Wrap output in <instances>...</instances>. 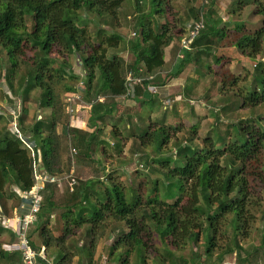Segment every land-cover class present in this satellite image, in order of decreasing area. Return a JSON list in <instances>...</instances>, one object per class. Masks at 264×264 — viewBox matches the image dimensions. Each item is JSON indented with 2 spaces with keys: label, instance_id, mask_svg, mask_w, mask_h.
<instances>
[{
  "label": "trees",
  "instance_id": "trees-1",
  "mask_svg": "<svg viewBox=\"0 0 264 264\" xmlns=\"http://www.w3.org/2000/svg\"><path fill=\"white\" fill-rule=\"evenodd\" d=\"M172 1L134 2L137 38L127 47L133 59L124 64L119 55L123 35L116 27L119 14L127 10L125 2L128 4L130 0H0V50L8 63L7 73L5 70L0 74V91L11 99L12 106L16 103L19 106L14 114L5 116L0 112V215L11 216L15 206L8 207L7 211V201L16 198L20 202L19 193L33 186L35 163L37 170L57 177L59 181L44 184L35 225L46 251L56 252L52 264H73L75 256L78 257L75 264H93L106 219L123 223L126 230L107 246L105 262L132 264L130 258L135 254L136 264H223L225 257L235 255L236 264H264V234L260 244L252 245L249 252L242 246L256 219L251 211L256 206L253 184H264L263 170L255 168L260 167L255 164L260 165V157H264V116L232 124L234 139L229 142L227 137L231 133L219 134L213 124L200 144L199 123L190 127L181 124H190L192 118L198 121L200 115L194 107L210 108L216 99L223 101L218 111L215 106L212 109L216 118L223 117L224 110L229 111L233 98L242 108L264 105V2L232 0L227 11L231 17L252 6L254 13L262 17L260 27L252 33L245 32L242 24L235 27L239 33L233 43L235 62L240 65L244 58L257 60L253 69L243 74L244 66L234 72L239 65H234L233 58L222 52L218 54L220 48L224 50L227 46L222 42L228 35L218 0H201L199 4L198 0H182L185 7L180 13ZM146 5L149 13L139 18ZM80 10L89 15L86 20H91L90 14L94 15L93 32L85 24L77 26V21H83L75 14ZM27 19L32 22L30 31ZM194 22H202L203 28L187 51L181 48L180 41ZM173 43L179 44L184 58L171 76L177 75L184 64L194 62L196 70L203 76L206 73L204 77L208 76L209 80L202 88L199 80H190L183 96H174L169 99L172 104L166 105L151 90L155 81L150 76L164 65V49ZM73 55L80 62L83 78L72 71L70 56ZM224 63L227 71L219 75L218 68ZM22 66L27 72L15 80ZM78 82L84 84L80 90ZM56 87L60 94L56 93ZM34 91L39 95L29 122L30 97ZM77 93V103L68 101V95L73 98ZM231 94L233 98L228 101ZM122 96L128 100L140 96L142 100H135L136 103L147 105L150 111L156 105L162 114L152 120L135 112L137 119L133 124L132 109L133 112L128 108L121 114L116 109L114 100ZM100 98L104 99L101 103ZM174 98L180 99L182 110L187 109L180 119ZM110 100L113 101L110 103ZM185 102H192L190 108ZM73 104L75 109L69 113L68 107ZM13 116L17 127L13 125ZM171 117L174 122L168 123ZM110 123L107 134L114 139L115 150L121 151L122 145L131 141L138 160L153 155L149 174L163 177L158 180L145 175L146 165H142L146 166L143 170L135 168L131 177L144 176L147 180L144 183L138 180L132 203L126 199L124 185L114 181L100 159L92 156L98 150L103 151L100 145L109 146L104 130ZM59 124L60 133L57 132ZM182 128L187 129L188 141L178 138L173 141L172 136L176 137ZM66 140L74 145L70 149L71 158L66 157L62 147ZM72 149L76 154H72ZM74 157L77 161L88 160L93 166L91 177L83 182L70 172L76 164ZM65 159H70L71 168ZM72 179L76 184L59 193L58 185ZM148 182L152 185L147 188L146 208L142 209L141 195ZM159 185L164 190V198ZM56 210L63 220L60 235L49 225L50 216ZM100 227L101 233L96 235L95 230ZM83 228L88 238L86 243L84 238L80 242L81 238L77 237ZM149 231L160 238L163 249V253H155L151 259H147ZM4 232L0 225V236ZM8 233L14 242V233ZM30 235L29 231V238ZM188 243L194 246V261L193 257L189 260L176 257ZM200 245L203 248L197 251L195 246ZM117 254L120 256L116 258ZM0 262L22 264L21 253L18 250L10 253L0 243Z\"/></svg>",
  "mask_w": 264,
  "mask_h": 264
},
{
  "label": "rangeland",
  "instance_id": "rangeland-1",
  "mask_svg": "<svg viewBox=\"0 0 264 264\" xmlns=\"http://www.w3.org/2000/svg\"><path fill=\"white\" fill-rule=\"evenodd\" d=\"M130 1L131 2L128 4H126L127 2H125L126 6L123 4L125 6V9H127V10H125L124 12H121L119 14L118 27H116V30L123 35V42L121 43V47H120L121 50L119 52V55L123 59L124 64L125 63L127 64V62H129L130 60L133 59L132 54L127 51V47H128L129 42H131L135 38H137V34H136L137 30L134 27V22H135V19L137 17L135 16L136 14L133 11L135 8V6L133 7V5H134V2H136V0H130ZM200 2H201V0H198L197 4H199ZM231 2H232V0H218V4H217V1H216V4L219 8V12L226 19V21H224V23L226 24V28H227L226 32H228V35L225 37V39L222 42L224 45L227 44V46L226 47L224 46L225 48H223L224 49L223 54H226V55L230 56L231 58H233L234 65L238 66L239 64L236 63L234 60V58L237 59V56L235 54L236 52L234 51L233 43L236 41V39L239 36V33L236 31L235 27H236V25L242 24V25H244V31L245 32L252 33L254 30H256L260 27L262 17L260 15H256L254 13L255 8L252 6L246 7L239 15H234V16L228 17L227 11L229 9V6L231 5ZM263 2H264V0H263ZM172 5L175 8V10H178L179 13L184 12L185 6H184V3L182 0H173ZM147 13H149V8L146 5L143 8L142 13L139 14V18L141 16H146ZM75 14H76V16L83 19L82 22L81 21L76 22L77 26H83L85 24L88 26L90 32H93L95 30V27H94V18L95 17H94V15L90 14L91 20H89V19L86 20L85 18H87V16L89 17V15L84 10H80V11L76 12ZM227 17H228V19H227ZM71 20L74 21V19L72 17H71ZM26 23H27V29H28V31H30V29L32 28L31 20L27 19ZM134 32H135V35L133 36L132 34ZM228 53H230V54H228ZM28 56H30V54H28ZM239 63H241V64L237 67L236 71H234V72L241 70L240 66L242 65L245 67L244 70H241V72L244 74L245 72L248 73L253 69L254 64L257 63V60H253L250 58H244ZM7 64L8 63H7L5 54L0 50V74L2 72H5V70L7 73V66H8ZM70 64H71V68H72V71L74 72V74L83 78L82 70L80 67V62L77 61L76 56H74V55L70 56ZM249 69H251V70H249ZM214 70H215V66H214ZM233 70H235V68H233ZM226 71H227V63H224L223 65H221V68H218V72H219L218 74L219 75L225 74ZM26 72L27 71H26L25 66H22L21 68H19L18 71L16 72L15 80H19V77L21 75L23 76ZM198 74H202V73H200L198 71ZM70 84L75 85L74 82H71ZM77 87L80 90V87H84V84L79 83V84H77ZM55 91L57 94H60L58 87H56ZM79 94L81 96L80 92H79ZM38 95H39V92L34 91V93L30 97L31 102L29 105H30L31 110L29 111L28 116H27V121H29V122L31 121L30 118H32V116L35 112L34 111L36 109L35 103H36V100L38 98ZM77 95H78V93H77ZM82 95H83V92H82ZM4 96L7 97V95H4ZM4 96H3V93L0 91V112L5 113L6 112L5 107H4L5 103L10 104L9 102H11V99H9V97H7L8 98L7 101L5 100L6 102H4L3 101V98H5ZM174 96L175 95H170L168 98H166V100H164V104H166V105H168V103L172 104V102L169 99H172ZM68 97L71 99L72 95H68ZM227 98H228V101H230V98H233V95L231 94ZM216 100H214L215 102L211 104L210 108H208V107L201 108L198 106L194 107L195 112L200 115L198 121L196 118H192L190 124L186 125L185 122H181L182 127H185V126L190 127L192 125H196L197 123H199L198 124L199 137H197V138H198V142L200 144L202 143V139L206 136V134L208 132L207 131L208 128L210 126H212L213 124H214V127L217 128L215 130V132H218L219 134H223V135H225L226 132H227V134H229V132L231 133V137L230 138L227 137V142H229V141L234 139V133L231 129L232 124H237L238 122L245 120L247 118L248 119H250V118L257 119L259 117L264 116V105H259L255 108H251V109L242 108V107H240L239 101L235 100L233 98L231 105H229L228 108L226 107L227 109H229V111L224 110L223 117L216 118V117H214L215 115H214V112L212 109L215 106L214 107V108H216L215 110L218 111V109L220 108V105L223 102L222 100H218V101H216ZM180 102L181 101L179 98L173 99V103L175 106H180ZM184 104L186 105L187 108H190V106L192 105V102H187V103L185 102ZM183 113H184V111H183ZM178 114H179V119L182 118L180 113H178ZM173 120H174V118H172V117L169 118L168 123L172 122ZM13 122L14 123L16 122L14 116H13ZM116 123H118V122L116 121ZM0 125H1V123H0ZM60 125L61 124H59V126ZM118 125H119V123H118ZM111 126H112V124L110 123L107 126V128H105L104 131L106 134L109 133ZM15 127H17V126L15 125ZM185 129L186 128H182L181 132L176 137L172 136V140L175 141L176 140L175 138H178V140H181V141H188L187 129L186 130ZM105 136L110 143L109 146L102 147V145H100V148H102L103 151L100 152L98 150L97 152L92 154V156L95 159L96 158L100 159L102 165H104V168L106 169L108 174H110L111 178L114 181L124 185V190L126 192V199L128 200L129 203H132L134 200L133 197L135 196V193H137V191H138L137 190L138 180L141 181L142 183H144L147 180L146 178H144V176L131 177V174H132L131 172L135 168H137L139 170H143V168H146V166H147V168L144 169L145 175H150L152 178H157L158 180L163 179V177L161 175H158V174H149L148 169H149V166L151 164L150 163L151 160H153L152 159L153 155H150L149 157H147V159L142 158V159L138 160L136 157V152L132 150L133 146H132L131 141L129 142L130 144L124 143L122 145V147H123L122 150L117 152L115 150L114 146L112 145L114 143V139L109 134H107ZM212 136L214 137L215 134H212ZM73 146H74L73 143L68 141V140H66V142H64L62 147L65 151L66 157L70 155V151H71L70 149L73 148ZM155 146H156V142L154 144V147ZM172 146H173V144H172ZM167 147H168V145L165 146L164 149H166ZM146 150H148V152H151L150 148H146ZM75 157H74V161H73V162H76L74 168H71V166L69 164L70 159L69 160L65 159L64 162L65 161L67 162V165L69 166V168H71L73 175L76 178L81 179L83 182L84 181L83 179H85L88 175L92 174L91 170H92L93 166L88 160H83V161L78 160L77 161V159ZM69 158H71V157L69 156ZM154 159L157 160V158H154ZM142 165H146V166L142 167ZM255 165L260 166V167H255L256 169H258V170L262 169L264 172V157H260V165H257V164H255ZM255 168L252 169V172H254V170H256ZM71 170H70V172H71ZM258 173H259V171H258ZM63 185H64L65 189H69V186L66 185V183ZM151 185L148 182L145 186H143V194L141 196H142V203H144V204H141L142 209L146 208L145 200L148 196V194L146 195V192L148 190L147 189L148 186L151 187ZM253 189L255 191L254 192V198L256 199V201L253 200V202L256 206H252L251 211L255 214L256 219H255L254 225L252 226L249 238L242 242V246H243L244 250L248 251V252L250 251L252 245L258 246L260 244V239L262 237V234H264V215H262L264 213V184H263V182L253 184ZM159 192H161V194L164 198V196H165L164 190L160 187V185H159ZM59 193H60V191H59ZM17 204H19V202L16 198L9 200L6 203L5 209L8 211V207L13 206V205H17ZM62 223H63V220L61 217V213L58 212L56 214V216L54 217V222L52 224V228L54 230H60V233H61ZM105 223H106V225L104 227V230L102 231V237H104L103 241L105 243L99 244V246L97 248V250H98L97 255H100V256H99L98 260L94 261L93 264H102V263H104V264H117L114 260H111V262L107 260V262H105L104 261L105 259L103 260L102 257H103V255H105V258H107V256H106L107 255L106 254L107 253L106 248H108L107 245L112 244L113 241L116 239V237L119 236L120 234H122L123 232H125L126 229H125V226L122 225L123 223L118 224L116 222H113L111 219H106ZM35 225L37 226V222L33 224V226H35ZM32 229L33 228L31 226V229L29 230L30 234L32 232ZM101 230H102L101 227L97 228V230H95V231H97V235L101 233ZM151 230H152V228H151ZM36 232L38 233L37 228H36ZM79 232L80 233L77 235V237L84 238L85 243H86L88 238L84 234V228L82 229V231H79ZM149 233H150L151 238H150V240H146L149 244V248L147 250V256H148L147 259H151V257H153V254L161 253L163 250L161 248V245L159 244L160 238L157 237L156 235L152 234L150 231H149ZM109 234L114 235L113 239L111 238L112 241H108V239H107V236ZM3 237H5V236H3ZM38 237H39V234H37V239H34L32 234L30 235V239L31 238L33 239L35 245H38V243H39ZM5 238L9 239V236H7ZM71 241H74V239ZM68 246L70 247V245H68ZM193 247L194 246L192 243H188L184 249H182V250H180V252L176 253V257L177 256H183L184 258H186V260H189L191 257H193V261H194L195 260V257H194L195 251H194ZM202 248L203 247L201 245L195 246V249L197 251L202 250ZM55 253L56 252L51 253V254H55ZM117 256H120V254H117L116 258H117ZM234 258H235V255L225 257L223 264H236ZM136 260H137V257L135 254H133L130 258L131 263L136 264ZM0 264H6V263L0 262ZM83 264H86V263H83Z\"/></svg>",
  "mask_w": 264,
  "mask_h": 264
},
{
  "label": "crops",
  "instance_id": "crops-1",
  "mask_svg": "<svg viewBox=\"0 0 264 264\" xmlns=\"http://www.w3.org/2000/svg\"><path fill=\"white\" fill-rule=\"evenodd\" d=\"M223 19H225V18L223 17ZM221 52L223 53L222 48H220V50L218 51V54H220ZM183 54H184V52L182 50H180V47H179V44L178 43L177 44L176 43H173V44H171L170 46H168V47H166L164 49V58H163L164 59V65L159 70L156 71V73H155L154 76H150V79H152V80L155 81L153 83V84H155V87H151L152 88L151 90L155 92V96H157V98L159 100H163L164 101L170 95H175L176 96V94H177V95H182L183 96L184 89H186L187 86H188V88L190 87L189 86V83L191 82L190 80H199L200 81V84L199 85H200L201 88H202V86H201L202 84L208 82V78L209 77L208 76L204 77L206 75V73H205L204 76L201 75V74H198V71L196 70V66L194 65V62H188V63L184 64L183 67H182V69H181V71L177 75L171 76V74L180 65V60H182L184 58L183 57L184 56ZM231 67H232V65H231ZM163 80H166V82L165 83H162ZM80 81H82V80H80ZM78 83H80V82H78ZM200 87L197 88L198 91H200L199 90ZM127 98H126V96H122V97H120L118 99H115V100L113 99V100H114V102H117L116 109L118 108V110H119L118 113L121 114V113H123L124 110H126L128 108L130 110L132 109L134 111L133 112L131 110L133 112L132 113L133 114L132 115V118H133L132 123L133 124L136 122V119H137L136 116L134 115L135 112H138V114L143 113L144 116H146V117H149L150 116L152 120H154L155 118L159 117L162 114V112L159 110V108L156 105H155V107L153 108L152 111L149 110V108H148L147 105H145V104H141L140 105L139 102L142 100V97H140V96H137L136 99H135V100L139 101L138 103H136V101L133 99V97H130V100H128ZM78 99H79V95H77V94L74 95V97L72 99L73 103H77L78 102ZM144 99H149V98H146L145 97ZM183 99L186 100L184 97H183ZM113 100H110V103ZM103 101H104V99H102V98L99 99V102L100 103L103 102ZM4 102H6V101L4 100ZM106 103H107V100H106ZM132 105H133V107H132ZM14 106H12L11 104H6L5 103V106L4 107H5V111L6 112L5 113L2 112L3 115L6 116V115H10L12 113L14 114V112H16L17 111V108H18L17 103ZM74 106H75L74 104H73V106L71 105V107H73V110L75 109ZM176 108L178 110V113H180L181 117H184V114H185V112H186L187 109L182 110V102H180V106H176ZM183 111H184V113H183ZM125 116H128V115L125 114ZM73 124L76 125L77 124V121H73ZM61 127L62 126H59L57 128V132L58 133L61 132ZM71 172H72V170H71ZM89 177H91V176L88 175L85 178V180H87ZM74 184H76L75 179H72L71 182H69V183L67 182L66 183V185L69 186V190L74 186ZM11 189L16 190L14 187H11ZM58 189H59V191H60L61 194L64 193L65 190H66L64 188V185L63 184H59L58 185ZM22 202H23V200L20 197L19 206L21 205ZM17 205H14L15 207L13 208L12 212L14 210H18V207L19 206L17 207ZM58 212H59V210L53 211V213L50 216L49 225L51 227H52V224L54 222V217L56 216V214ZM35 227L36 226H32L33 229H32L31 234H32V236H33L34 239H37V234L38 233L36 232V228ZM61 229H62V225H61ZM61 232H62V230H61ZM56 233L58 235L61 234L60 233V230H56ZM77 234H79V233H77ZM96 235H97V233H96ZM3 236H5V237L9 236L8 231L2 233V235L0 236V243H1V246L3 247V249H7V247H8V249H10V253L18 250L14 246V244H13L14 242H11L10 236H9V239L8 238L6 239ZM113 237H114L113 234H109L107 236L108 241H112L111 238L113 239ZM81 239H79L80 242H83V238H81ZM103 239H104V237H100V235H99L98 241H97V247H96V250H95V253H94L95 254L94 255V259H93L94 261L95 260H98V258L100 256V255H97V252H98L97 248H98V246H99L100 243H102V244L105 243L103 241ZM31 240H32V244L34 246V249L36 251L43 250L42 255L45 256L46 262H48V264H52L54 255L51 254V253H54V251H51L50 253L48 252L49 250L46 251L45 246L42 245V243L40 242V237H38V241H39L38 245H35V243H34V241H33L32 238H31ZM109 245L110 244H108L107 246H109ZM102 259L103 260L106 259L105 258V255H103ZM77 260H78V257L75 256L73 258V261H74L73 264H75V262ZM102 264H104V263H102Z\"/></svg>",
  "mask_w": 264,
  "mask_h": 264
},
{
  "label": "built area",
  "instance_id": "built-area-1",
  "mask_svg": "<svg viewBox=\"0 0 264 264\" xmlns=\"http://www.w3.org/2000/svg\"><path fill=\"white\" fill-rule=\"evenodd\" d=\"M202 28V22L190 24L187 29V34L180 41L181 48L187 51L191 50V44ZM132 35L134 36L135 32ZM127 79L130 80V74ZM72 99L73 98H68V101L72 102ZM72 110L73 108L71 106L68 107L69 113H71ZM13 125L15 126L14 122ZM26 145L31 149L28 144ZM72 154H76L74 149H72ZM34 170L35 183L28 191L19 193L23 202L18 207V210H14L9 217L0 215V225L6 231H10L15 235L13 244L21 253L22 264H41L39 260L48 263L46 262L45 256L42 255L43 250L37 252L34 249L29 238V230L37 220L42 201L41 191L44 188L45 182L59 181L57 177L37 170L36 163L34 164Z\"/></svg>",
  "mask_w": 264,
  "mask_h": 264
}]
</instances>
